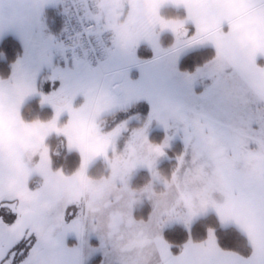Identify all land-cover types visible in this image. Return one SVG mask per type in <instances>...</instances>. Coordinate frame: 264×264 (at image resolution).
Returning a JSON list of instances; mask_svg holds the SVG:
<instances>
[{"label": "snow or ice", "instance_id": "obj_1", "mask_svg": "<svg viewBox=\"0 0 264 264\" xmlns=\"http://www.w3.org/2000/svg\"><path fill=\"white\" fill-rule=\"evenodd\" d=\"M9 37L0 264H264V0H0Z\"/></svg>", "mask_w": 264, "mask_h": 264}, {"label": "trees", "instance_id": "obj_2", "mask_svg": "<svg viewBox=\"0 0 264 264\" xmlns=\"http://www.w3.org/2000/svg\"><path fill=\"white\" fill-rule=\"evenodd\" d=\"M49 13L51 15L52 10H50ZM61 26L62 25H61L60 19H59V25L55 24L54 25V29L57 31V30L60 29ZM0 47H3L7 51L9 60H12V59L15 58V50L20 49V44L14 37H9L5 42L0 43ZM146 52L147 51H145V53H143V54H146ZM207 54L208 53L206 51L205 52H201V53H193V54H191L189 57L185 58L184 61L182 62V64H181L182 69L193 70L195 65L197 63L201 62L202 58L205 55H207ZM146 55H144V56H146ZM2 72H3V66L0 65V73H2ZM33 106L35 107V102H33ZM143 110H144V113L147 112L148 111V107L145 105ZM49 112H50V110H47L43 114L47 115V114H49ZM163 136H164V132L160 131V130H156V131H154L152 133V138L154 140H156V141L161 140L163 138ZM51 143H52L54 148L57 147L58 142L56 140L51 141ZM180 147H181V145L179 143H177L176 146H175L176 151H179ZM171 154L172 153H170V155ZM76 161H77V157H75V156L71 157L70 161H69V166L70 167L74 166ZM60 162H62V161H60ZM170 167H171V165L167 161H165L164 164L162 165V168L165 169V170H167ZM146 179H147L146 174L145 173H141L136 182L137 183H142ZM200 233H201V228L198 225L197 229H196V234L199 235ZM166 235H168V237L170 239H182L183 238V234H182V232H181V230L179 228L167 232ZM222 243H227V241H225L223 239V237H222Z\"/></svg>", "mask_w": 264, "mask_h": 264}, {"label": "rangeland", "instance_id": "obj_3", "mask_svg": "<svg viewBox=\"0 0 264 264\" xmlns=\"http://www.w3.org/2000/svg\"><path fill=\"white\" fill-rule=\"evenodd\" d=\"M49 11H50V10H49ZM49 15H50V13H49ZM53 15H54V13H53V11H52L50 17L53 16ZM56 24L59 25V17H57V23H56ZM54 31H56V30L54 29ZM57 31H58V30H57ZM147 52H148V51H147ZM147 52H146L147 55H146V54H143V53H145V51L142 50L140 54H141V55L143 54L142 56H144V55H146V56H150L151 53H150V52L147 53ZM132 75H133V78H137L138 75H139V73L136 72V71L134 70L133 73H132ZM197 90L199 91V90H201V88L198 87ZM154 129H156V130H160V131L162 130V129H159V128H155V127H154V128H153V132H154ZM71 242H75V240L72 239V240L69 241V243L71 244Z\"/></svg>", "mask_w": 264, "mask_h": 264}, {"label": "crops", "instance_id": "obj_4", "mask_svg": "<svg viewBox=\"0 0 264 264\" xmlns=\"http://www.w3.org/2000/svg\"><path fill=\"white\" fill-rule=\"evenodd\" d=\"M147 106V105H146ZM147 112H145V114H146ZM154 131H156V129H154ZM163 131V130H162ZM153 132V131H152ZM93 244H95V243H97V241L95 240V239H93L92 241H91ZM71 243H75V242H71Z\"/></svg>", "mask_w": 264, "mask_h": 264}]
</instances>
